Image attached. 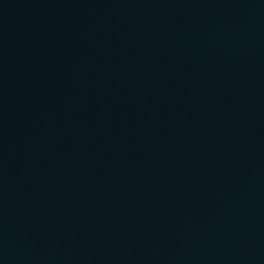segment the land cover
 Segmentation results:
<instances>
[{"label": "water", "instance_id": "1", "mask_svg": "<svg viewBox=\"0 0 264 264\" xmlns=\"http://www.w3.org/2000/svg\"><path fill=\"white\" fill-rule=\"evenodd\" d=\"M0 264H264V0H0Z\"/></svg>", "mask_w": 264, "mask_h": 264}]
</instances>
